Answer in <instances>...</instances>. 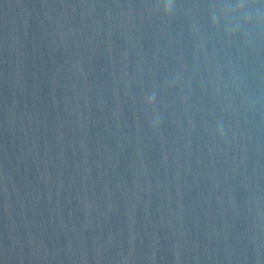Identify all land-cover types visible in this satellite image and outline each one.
Wrapping results in <instances>:
<instances>
[{"label": "water", "instance_id": "water-1", "mask_svg": "<svg viewBox=\"0 0 264 264\" xmlns=\"http://www.w3.org/2000/svg\"><path fill=\"white\" fill-rule=\"evenodd\" d=\"M264 256V0H84Z\"/></svg>", "mask_w": 264, "mask_h": 264}]
</instances>
